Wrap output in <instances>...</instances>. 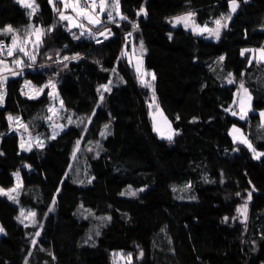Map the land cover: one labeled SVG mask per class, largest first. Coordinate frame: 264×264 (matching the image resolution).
<instances>
[{
  "label": "trees",
  "instance_id": "16d2710c",
  "mask_svg": "<svg viewBox=\"0 0 264 264\" xmlns=\"http://www.w3.org/2000/svg\"><path fill=\"white\" fill-rule=\"evenodd\" d=\"M36 2L35 23L45 29L56 24V29L43 38L35 64L6 82L0 105V133L4 134L0 136V152L4 153L0 155V187L12 188L16 183L12 174L19 170L23 183L19 199L36 210L37 224H21L16 219L19 204L0 196V225L5 229L0 235V264H117V252L131 253V264H158L167 255L179 264H264V156L254 158L229 135L231 126L240 124L264 151L260 116L264 62H258L251 52L241 56L242 49L264 46V0H239L219 41L196 35L182 25L173 26L169 19L195 11L197 23H213L221 13H228L227 0H120L128 20L116 18L117 25L108 21L106 13L98 26L81 20L99 32L110 27L112 35L101 44L86 36L74 40L72 32L79 35L80 29L67 31L68 22L59 21L48 0ZM54 2L63 10L62 3ZM141 6L147 9L146 17L136 15ZM28 11L15 0H0V27H26L31 22ZM132 22L138 24L137 29ZM129 32L132 36L127 44L133 40L145 45L146 66L156 76L154 94L178 132L171 142L153 130L149 106L153 90L141 85L124 53ZM2 39L11 43L10 35H0ZM57 51L61 59L75 53L82 59L69 60L64 68L55 62ZM19 55L23 53L15 54ZM221 55L225 56L222 63ZM24 60L31 63L27 57ZM114 67L124 81L105 92L101 101L103 91L97 89L109 81ZM229 73L234 84L227 83ZM50 78L66 109L88 120L87 124L79 119L68 124L55 139H50L52 126L47 119L52 101L48 90L38 99L21 92L25 80L41 86ZM241 81L254 97L246 120L225 111L236 108L233 101ZM8 114L20 117L30 133L41 134L45 147L22 151L20 136L6 119ZM193 117L197 118L194 122ZM105 124L109 134L101 137ZM77 140L81 143L73 158ZM90 142L96 143L94 153L85 154L83 149ZM79 166L84 170L79 171ZM189 182L191 188L185 190ZM129 185L147 189L136 197L120 195ZM249 191L248 219L241 223L243 217L236 208ZM103 216L112 219L100 227V236L94 234L85 243L95 219ZM36 231H41L39 237Z\"/></svg>",
  "mask_w": 264,
  "mask_h": 264
},
{
  "label": "snow or ice",
  "instance_id": "6c2138e0",
  "mask_svg": "<svg viewBox=\"0 0 264 264\" xmlns=\"http://www.w3.org/2000/svg\"><path fill=\"white\" fill-rule=\"evenodd\" d=\"M16 3H18L21 7L28 9L27 16L29 20L31 21L32 18L37 14L39 10V5L36 3V0H15ZM49 4L53 6V11L58 14L59 21H67V31L72 32L73 28H79L80 34L77 35L76 33L72 32V38L74 40H79L84 35L90 36L97 44H101L102 41L97 39L96 35L92 31L91 28H86V26L83 23H79L78 20H87L89 25H101V14L106 13L108 21L119 24V21L116 19L119 17V20H128V17L124 15L121 11V5L120 0H111V3H109V0H86L85 6L81 7L80 0H58V2L63 4V10L56 7L54 0H48ZM245 3L248 2V0H244ZM227 5L229 8V11L227 14L221 13L219 18H216L213 23L215 27H209L207 23H205L203 26L197 24L195 22V11H188L186 13H183L181 15H177L175 17H172L169 19V23H172L174 26L176 24H183V26L187 28H191L192 32L196 35L205 36L206 38L211 37L215 40L219 41L221 37V31L222 29L228 28V22L231 21L233 14L237 12V9L239 7V0H227ZM89 6L90 9L89 10ZM71 8L72 11L75 13V16L66 14L67 9ZM98 9V11H97ZM143 14L145 17L148 15L147 9L144 6H141L140 9L136 12L137 16H140ZM132 28L137 29L138 24L135 22H132ZM56 29V24H53L49 26L47 29H45L43 26H36L32 23H29L27 27L25 28V35L21 36L19 29L14 28L11 24H6L3 27H0V35L2 36H11V43L5 44L3 40H0V57H13L11 66L7 62L6 58H0V105H3L5 96H6V82L8 80L9 76L15 77L22 74V70L24 67H32L35 64L36 61V55L33 54L32 51H29V47H31L33 50H38L40 46L43 43V38L48 35L49 33L54 32ZM101 36L104 37V40H108L109 37L112 35L110 29L106 30V32H101ZM132 36V32H129L125 36V45L127 47V41L128 38ZM169 38L171 39V34H169ZM143 41L140 42V48L143 49ZM65 49H67V45L64 46ZM246 52H251L255 56V54L258 55L259 61H264V46H261L260 48L256 49H242L241 50V56H244ZM17 53H23L24 57H27V60L31 63H26L23 59L16 58L15 54ZM123 55V53H122ZM49 59L51 60L52 57L50 56ZM82 59L81 55L79 53H75L71 56L64 55L62 59L60 58V52L57 51V60L55 61L57 64H62L64 68H67V62L69 60L78 61ZM219 62L222 63L225 60V56L221 55L218 58ZM96 64H100L101 62L99 60L94 61ZM248 63L251 64L252 60L249 59ZM142 61L138 60L136 65V72L138 79L142 86L146 88H151L153 90V101H155V89L153 87V84L151 81H155L156 76L155 73H148L147 71L142 70ZM41 67H45L44 65H41ZM103 71H107V69H103ZM113 72H115V69H113ZM58 75V73L56 74ZM151 76V81L145 79V77ZM243 75V73H241ZM228 84H234L235 78L233 77V74L229 73V78L227 79ZM113 84V81L109 79L107 84L100 85V87L97 89L98 92H101V89H103L104 92H110L111 86ZM28 92H24L23 88L21 89V92L23 95H26L29 99H38L42 94L45 93V90L47 91V96L52 99H57L59 97V93L56 91L57 85L53 79L47 80L46 83L43 85L37 87L35 85H32L31 81H25L24 87H29ZM206 87V85H205ZM237 97H239L238 101V111L232 110L231 108H226V112H231L232 116H239L240 120H245L248 112L251 110L252 106V94L249 91V89L245 86V83L241 81L239 83L237 92L235 93ZM104 96L103 93L100 95V100L103 101ZM233 103H237L236 100L233 101ZM64 102L63 100H60V109H63ZM151 107V105H150ZM157 108H159V105H156ZM49 112L53 113V115L58 114L59 110H54L53 108L48 109ZM95 113H93L94 115ZM161 116L163 117V114L161 112ZM260 116L262 120H264V110L260 111ZM6 119L9 121V126L11 128L12 123L15 121L20 127H23L26 131L28 129L27 125H24L19 117H14L12 114H8ZM49 121H52L53 116L50 115L47 117ZM68 124H73L74 121L71 117H68ZM164 119V125L167 129V132L161 131V128L158 127L155 123L153 125V130L156 132H159L161 134L162 138L167 139L169 142H171L175 135H178V132L174 130L171 126V123L167 121L166 118ZM177 120L180 119L179 116L176 117ZM196 117H193V122L196 120ZM89 122H91V117H89ZM79 126V125H78ZM63 125H54L53 126V135L50 137V139H55L57 134V128L62 129ZM109 128L108 124L104 125L105 131H101L100 135L101 137H106L109 133L106 131ZM239 133V135H237ZM3 133H0V136H3ZM229 135L232 136V142L233 143H239L242 145H245L247 149L253 154V157L256 159H260V157L264 156V152L257 151L256 147L252 144V142L242 133L241 129L237 128L236 125L232 126V129L229 131ZM37 147L40 149H43L45 147V141L40 139L39 136H37L34 141L31 135H29V140L27 143H25L24 138L22 137L20 140L19 147L22 151H28L31 152L33 147ZM80 147V141L77 140L76 144L72 151L73 158L76 157L77 152L79 151ZM92 149H89L91 151ZM234 151H238V149H234ZM3 152H0V155H3ZM97 156H99V151L96 153ZM24 167L31 168L30 165L25 164ZM17 183L14 187L9 189H4L3 187H0V196H6L8 200L13 201L14 203H19L18 195L19 190L22 187V181H21V174L20 171L17 170L12 174ZM67 175V174H66ZM94 179H88V183L91 184L92 180ZM78 183L83 184V180L77 181ZM205 182L207 181V177H205ZM131 189V186H129ZM191 188V183L186 186L185 190ZM176 189L173 188V191ZM57 194L60 192V188H57ZM145 191L144 188H141L139 190H130L128 192H121L120 195H130L132 197H136L139 195L140 192ZM253 191H255V188L253 187ZM237 196H240V193H236ZM191 199H196L195 196L190 197ZM252 200V191H249L247 193V199L244 200L242 205H238L236 208V212L239 216H242L243 219L241 220V223H246L248 216V204ZM53 204H55V196L53 197ZM83 207V206H81ZM49 211H52L50 208ZM37 213L35 211H29L25 212L24 209L20 210L19 216L16 217V219L21 223L25 224V220L30 218V222L33 224V226L36 225ZM87 219V217H85ZM98 220L102 222L101 226H106L104 222H110L111 216H103V217H97ZM229 218L226 216L224 217V221L226 222ZM233 220H236L237 217H232ZM27 227L28 225L25 224ZM41 230L43 229V225H39ZM0 234H5V229L3 226H0ZM41 235V231H36L35 236L39 237ZM101 231L100 228L97 227L95 230V236H100ZM264 238V237H262ZM93 237L89 235L88 239L85 241V243H88V241H91ZM33 244H36V240H32ZM93 246H95L93 244ZM114 255H121L123 258L122 253H117ZM140 257H143L144 253L141 250L139 253ZM55 257H53L54 259ZM127 261L128 264H131L132 261V254H127ZM25 264H27V261H25Z\"/></svg>",
  "mask_w": 264,
  "mask_h": 264
},
{
  "label": "rangeland",
  "instance_id": "374dc122",
  "mask_svg": "<svg viewBox=\"0 0 264 264\" xmlns=\"http://www.w3.org/2000/svg\"><path fill=\"white\" fill-rule=\"evenodd\" d=\"M37 3V2H36ZM80 5H81V7H84L83 6V3H82V1L80 0ZM145 7V6H144ZM63 8V7H62ZM146 8V7H145ZM89 10H91L90 8H89ZM238 10V9H237ZM97 11H98V9H97ZM121 11H122V9H121ZM186 13V12H185ZM66 14H68V15H73V16H75V13L72 11V9L71 8H69V9H67V11H66ZM105 14V13H104ZM183 14V13H182ZM102 15L103 14H101V16H100V18L102 17ZM178 15H181V14H178ZM234 15V14H233ZM175 16H177V15H175ZM174 16V17H175ZM118 19H119V17H117ZM87 21V20H86ZM78 22L79 23H81V20H78ZM195 22L197 23V21H196V19H195ZM30 23H32V24H34V25H36V26H41V24H36L35 23V21H34V17L32 18V20H31V22ZM172 24V23H171ZM197 24H199V23H197ZM208 24V26L209 27H215V25H214V23H207ZM173 25V24H172ZM178 25H182L183 26V24L181 23V24H176L175 26H178ZM199 25H201V26H203L202 24H199ZM94 26H98V25H94ZM174 26V25H173ZM27 27V26H26ZM26 27H20V28H18L19 29V32H20V35L21 36H24L25 35V28ZM187 29H191V28H187ZM222 31H223V29H222ZM222 31H221V33H222ZM205 37H206V34H205ZM209 39H214V38H211V37H208ZM215 40V39H214ZM143 49H141L140 48V43H135L133 40H131V42H130V44H127V47H125V55L127 56V58L129 59V61L133 64V66H134V68H135V70H136V65H137V61L138 60H140V61H142V65H141V67H142V70H144V71H147L148 73H154V71L152 70V69H150V68H148L147 66H146V63H145V45H144V43H143ZM258 48H260V47H258ZM254 49H256V48H254ZM29 51H32L33 52V54H35L36 55V52H37V50H33L31 47H29ZM258 53L257 54H255V56H254V58H256L257 59V61L258 62H264V61H259L258 60ZM0 58H4V57H0ZM16 58H18V59H23L24 60V56L23 55H19L18 57H16ZM7 60V62L9 63V65L11 66V63H12V60H9V59H6ZM24 69V68H23ZM113 69H115V72H113V70H112V75H111V80L113 81V84H112V86H111V88L114 86V85H116V84H120V83H122L123 81H124V78L118 73V71H117V67H114ZM23 71V70H22ZM137 73V72H136ZM229 78V77H228ZM145 79H147V80H149V81H151V76L149 75L148 77H145ZM26 81V80H25ZM25 81H24V84H23V90H24V92H28L29 91V88L31 87V86H29V87H24V85H25ZM27 81H30V80H27ZM32 82V81H31ZM108 83V82H107ZM107 83H105V84H107ZM151 83L153 84V87H154V81H151ZM32 85H35L33 82H32ZM104 85V84H103ZM35 86H37V85H35ZM246 86V85H245ZM37 87H39V86H37ZM247 87V86H246ZM248 88V87H247ZM151 89V88H150ZM237 89H238V87H237ZM237 89H236V91H235V93L237 92ZM249 89V88H248ZM48 90V89H47ZM56 91L59 93V91H58V88H56ZM102 91H103V89H102ZM249 91L251 92V90L249 89ZM103 94H105V92L103 91ZM251 94H252V97H253V93L251 92ZM155 95V94H154ZM254 98V97H253ZM52 99V98H51ZM60 100H62L61 99V96H60V94H59V97L57 98V99H52V101H51V103H50V105L48 106V109L49 108H53L54 110H59L58 111V114H56V115H53V113H51V112H49V114H48V116H50V115H52L53 116V119H52V121H50V123H51V126H52V135H53V126L54 125H63L64 127L62 128V129H60V128H57V134L58 133H60L61 131H63L65 128H66V126L68 125V117H71L72 119H73V121H83L85 124H87L88 123V120H87V118H84V119H79V118H77V117H74L73 116V113L72 112H69L67 109H66V107H65V105H64V107H63V109H60ZM234 100H236L237 101V103H235L237 106H236V108H235V111H238L239 109H238V101H239V97H237L236 95L234 96ZM234 103H233V105H235ZM151 105V107H150V113H151V118H152V124L154 125V123L158 126V127H160L161 128V131H163V132H167V129H166V127H165V125H164V119L163 118H166L167 119V121H169L170 123H171V126H172V128L174 129V130H176L175 129V127H174V124H173V122L171 121V119L167 116V114L165 113V111H164V109L161 107V105H160V103H159V101H158V99H157V97H156V95H155V101H153V92H152V96H151V99H150V101H149V106ZM156 105H159V108H157L156 107ZM253 110V99H252V106H251V110L248 112V115H247V117H246V119H248L249 118V114H250V112ZM261 111V110H260ZM161 112H162V114H163V117L161 116ZM14 117H18V116H14ZM237 117H239V116H237ZM20 118V117H19ZM79 119V120H78ZM245 119V120H246ZM20 120H21V118H20ZM22 121V120H21ZM22 123L24 124V122L22 121ZM261 124L262 125H264V120H262V118H261ZM25 125V124H24ZM233 125H236V127L237 128H239V129H241V131H242V133L252 142V144L254 145V147H256V145H255V143H254V141L252 140V138L249 136V133L248 132H246L245 131V129L240 125V124H233ZM232 125V126H233ZM232 126H231V128H230V130L232 129ZM11 128L14 130V131H16L18 134H19V136H20V139L23 137L24 138V141H25V143H27L28 142V140H29V135H31V137L33 138V141H34V139L37 137V136H39V138L40 139H42V140H44L45 141V143H46V140H45V138L41 135V134H32V133H30L29 131H28V129H27V131L23 128V127H20L15 121L12 123V125H11ZM177 131V130H176ZM160 136H161V134L159 133V132H157ZM56 134V135H57ZM237 135H239V133H237ZM176 136V135H175ZM174 136V137H175ZM232 137V136H231ZM80 143H81V141H80ZM35 147V146H34ZM95 147H96V143L95 142H90L87 146H86V148L85 149H83V152L86 154V153H94V149H95ZM89 149H92L91 151H89ZM256 149H257V151H259V152H264V151H262V150H260V149H258L257 147H256ZM82 169L83 168H81V166H79V168H78V170L80 171H82ZM84 170V169H83ZM21 174V173H20ZM21 181H22V177H21ZM16 183H17V181H16ZM16 183H15V185H16ZM23 184V183H22ZM14 185V186H15ZM13 186V187H14ZM129 186H131V185H129ZM129 186H127L122 192H128V191H130V190H139V189H141V188H144L145 190L147 189V186H143V187H140V188H135L134 186H131V189L129 188ZM20 193H21V188H20V190H19V195H18V199H19V197H20ZM123 196H130V195H123ZM189 198V197H188ZM17 204H19V206H20V208L21 209H24V211L27 213V212H29V211H35L36 212V210H34L33 208H31V207H28V206H24V205H22L21 204V202H20V199H19V203H17ZM85 212V214L86 215H91V213H89V212H87V211H84ZM36 221H37V217H36ZM25 224H32L31 222H30V218L29 219H26L25 220ZM37 224V223H36ZM101 225H102V222L100 221V220H98L97 218L95 219V221H94V225H93V227L91 228V231L89 232V235H91V236H93L94 234H95V230H96V228L97 227H101ZM1 226V225H0ZM1 235V234H0ZM88 235V236H89ZM117 253H122L123 254V258L121 257V255H115V261H116V263L117 264H128V261H127V252H117ZM116 253V254H117ZM158 264H179L178 263V261H177V259L173 256V255H167V256H164V257H161V258H159L158 259Z\"/></svg>",
  "mask_w": 264,
  "mask_h": 264
},
{
  "label": "built area",
  "instance_id": "2783aa9c",
  "mask_svg": "<svg viewBox=\"0 0 264 264\" xmlns=\"http://www.w3.org/2000/svg\"><path fill=\"white\" fill-rule=\"evenodd\" d=\"M82 3H83V6H85L86 0H82ZM89 8H90V6H89ZM86 28H91V27H87V26H86ZM91 29H92V31L94 32V34L96 35L97 39H99V40H101V41H104V37L101 36L100 33H101V32H106V30H109L110 27L108 26L107 28H105V29H104L103 31H101V32H99V31H97V30H95V29H93V28H91ZM84 36H86V37L92 39V38H91L90 36H88L87 34L84 35ZM2 40L4 41L5 44H10L6 39H2ZM92 40H93V39H92ZM93 41L95 42V40H93ZM95 43H96V42H95ZM233 110H235V109H233Z\"/></svg>",
  "mask_w": 264,
  "mask_h": 264
}]
</instances>
